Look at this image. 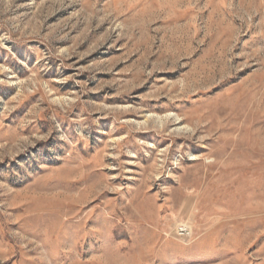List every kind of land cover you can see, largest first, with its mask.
I'll use <instances>...</instances> for the list:
<instances>
[{"label":"rangeland","instance_id":"rangeland-1","mask_svg":"<svg viewBox=\"0 0 264 264\" xmlns=\"http://www.w3.org/2000/svg\"><path fill=\"white\" fill-rule=\"evenodd\" d=\"M0 264H264V0H0Z\"/></svg>","mask_w":264,"mask_h":264},{"label":"built area","instance_id":"built-area-1","mask_svg":"<svg viewBox=\"0 0 264 264\" xmlns=\"http://www.w3.org/2000/svg\"><path fill=\"white\" fill-rule=\"evenodd\" d=\"M179 232H181V234H180V235H183V234H184V235H186V234H185L186 232H185V230H184V229H179ZM187 236H188V235H187Z\"/></svg>","mask_w":264,"mask_h":264}]
</instances>
